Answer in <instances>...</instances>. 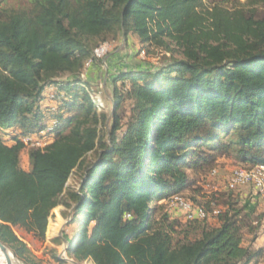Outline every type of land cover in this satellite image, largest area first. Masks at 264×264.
Segmentation results:
<instances>
[{
	"label": "trees",
	"instance_id": "trees-1",
	"mask_svg": "<svg viewBox=\"0 0 264 264\" xmlns=\"http://www.w3.org/2000/svg\"><path fill=\"white\" fill-rule=\"evenodd\" d=\"M229 1L205 11L201 0H27L20 10L0 1V242L19 261L36 259L15 229L45 240L60 204L72 210L67 254L80 263L264 261V247L245 245L244 231L257 227L234 197L243 188L223 209L183 195L197 188L190 170L211 181L221 158L264 164V0ZM121 33L136 35L143 52L171 56L119 68L110 77L114 112L98 111L83 74L95 48ZM30 135L47 145L28 149L25 169L21 139ZM178 195L208 217L163 213L161 202Z\"/></svg>",
	"mask_w": 264,
	"mask_h": 264
},
{
	"label": "rangeland",
	"instance_id": "rangeland-1",
	"mask_svg": "<svg viewBox=\"0 0 264 264\" xmlns=\"http://www.w3.org/2000/svg\"><path fill=\"white\" fill-rule=\"evenodd\" d=\"M1 7L3 8H13L16 10L25 9L28 7L27 0H0ZM220 0H201L199 10L205 11L213 7L214 3ZM249 0H230L229 7H240L244 6ZM258 17H264V8H259ZM111 46L110 53L107 55L105 60L99 59L93 62V64L87 66L84 71V77H93L96 79V89L98 91L97 98L103 103V109L112 113L114 110V104L110 101L112 95V85L111 80L106 79V73L108 71L109 76L114 75L121 67H136L140 66L143 68H152L162 64L164 61L170 58V54L166 52L162 47L151 46L141 51L142 45L136 35L130 34L126 36V41H124V36L121 33L120 37L115 41L109 43ZM177 57V56H176ZM117 67V68H116ZM116 69V70H114ZM109 76L107 78H109ZM106 80V81H105ZM105 87H104V84ZM54 92V90H53ZM50 93H52L50 91ZM45 104H50L47 100ZM52 105V104H51ZM130 101L124 102L119 114L123 118V122L126 123L127 118L130 116L131 112ZM102 109V110H103ZM28 148H24L21 151V163L25 169H30V164L27 157ZM240 167L232 159L222 160L218 165L219 175L217 178L206 182L204 180V174H196V172L189 171L191 175L198 179L197 188L195 190H188L183 195L197 205L207 207L210 202L212 207L215 209H223L226 196L232 194L227 188L226 183L230 173ZM79 172H76L68 182L71 187H78L80 184ZM234 194V197L240 201V205H247V213L252 214L251 220L253 222L252 227H257L254 232L249 229L245 230L244 239L246 244H251L253 240L258 236L259 246L264 247V203L257 205L255 211V198H259L256 191L252 188L241 189ZM232 194V195H233ZM256 199V200H257ZM259 200V199H258ZM262 201V200H259ZM169 200L161 202L163 205V213L177 214V210L169 205ZM264 202V201H263ZM254 204V205H253ZM253 212V213H252ZM72 210L68 209L64 205L60 204L52 212V218L46 232L45 240L35 239L32 235L27 234L24 230L16 228L15 233L21 241H23L27 246L32 255L35 257V264H58L55 257L60 260L62 258L66 264H89L87 262H77L72 259L65 250L67 248V238H71L74 234L75 226H69V221L71 219ZM159 217V214L156 216ZM212 220V216H210ZM62 232V234H61ZM56 238L61 239V243H55ZM17 262L24 264L16 258Z\"/></svg>",
	"mask_w": 264,
	"mask_h": 264
},
{
	"label": "built area",
	"instance_id": "built-area-1",
	"mask_svg": "<svg viewBox=\"0 0 264 264\" xmlns=\"http://www.w3.org/2000/svg\"><path fill=\"white\" fill-rule=\"evenodd\" d=\"M111 46L109 43H104L93 52V57L97 60L107 58L110 53ZM89 62L87 66L91 65ZM84 77V74H83ZM94 102L97 103L98 111L103 109V103L96 96H92ZM21 142L25 148L28 149H39L44 148L47 144L40 140L37 136L30 135L23 137ZM218 174L216 169L212 170L209 177L211 179L215 178ZM251 187L253 188L257 195L264 201V164L257 165L254 167H239L233 170L230 177L227 180L226 188L229 191H235L240 188ZM169 205L176 210L183 213L187 221L195 220H205L208 217V212L204 207L197 206L192 202L186 200L182 195L174 196L169 199ZM219 210H215L213 213L215 215L219 214ZM131 218L130 215L126 216Z\"/></svg>",
	"mask_w": 264,
	"mask_h": 264
},
{
	"label": "crops",
	"instance_id": "crops-1",
	"mask_svg": "<svg viewBox=\"0 0 264 264\" xmlns=\"http://www.w3.org/2000/svg\"><path fill=\"white\" fill-rule=\"evenodd\" d=\"M117 68V67H116ZM114 70H116V69H114ZM106 76L108 77L109 76V73H108V71H107V73H106ZM107 77H105L106 79H110V76H109V78H107ZM87 80H89L93 85H95L96 86V79L95 78H93V77H88L87 78ZM106 81V80H105ZM104 84V87H105V82L103 83ZM53 90L54 89H50L49 90V92L48 93H50V91L51 92H53ZM225 159H227V158H221V159H219V164L221 163V161L222 160H225ZM233 172V171H232ZM231 172V173H232ZM231 173H230V175H231ZM218 175H219V171H218V174H217V176L215 177V178H217L218 177ZM230 175H229V177H230ZM228 177V178H229ZM215 178H213V179H215ZM228 180V179H227ZM247 188H249V187H244L243 189H247ZM257 198H255V202H257L254 206H255V209H256V207H257V205L259 204V205H261V203H264L263 202V200L259 197L258 199L259 200H262V201H259L258 199L256 200ZM177 212V214L178 215H176V216H181V217H183L185 220H186V218H185V216L183 215V213L181 212V211H179V210H177L176 211ZM258 236L259 235H257V237L253 240V242L251 243V244H245V245H252L253 247H255V248H261V247H263V246H259V242H258ZM261 264H264V261L261 263Z\"/></svg>",
	"mask_w": 264,
	"mask_h": 264
},
{
	"label": "bare ground",
	"instance_id": "bare-ground-1",
	"mask_svg": "<svg viewBox=\"0 0 264 264\" xmlns=\"http://www.w3.org/2000/svg\"><path fill=\"white\" fill-rule=\"evenodd\" d=\"M0 264H20L10 251L0 248Z\"/></svg>",
	"mask_w": 264,
	"mask_h": 264
},
{
	"label": "water",
	"instance_id": "water-1",
	"mask_svg": "<svg viewBox=\"0 0 264 264\" xmlns=\"http://www.w3.org/2000/svg\"><path fill=\"white\" fill-rule=\"evenodd\" d=\"M123 36H124V41H126V35H125V33L123 34ZM113 112H114V110H113ZM61 234H62V232H61ZM67 243V248L65 249V250H68L69 248H71V243H69V242H66ZM0 248L1 249H3V250H6V251H10L5 245H3L1 242H0ZM11 252V251H10ZM12 253V252H11ZM13 254V253H12ZM13 256L15 257V255L13 254ZM15 259H16V257H15ZM62 260H66V259H64V258H62ZM17 261V260H16ZM76 264H78V263H76Z\"/></svg>",
	"mask_w": 264,
	"mask_h": 264
}]
</instances>
